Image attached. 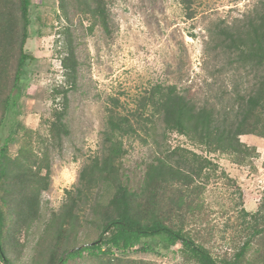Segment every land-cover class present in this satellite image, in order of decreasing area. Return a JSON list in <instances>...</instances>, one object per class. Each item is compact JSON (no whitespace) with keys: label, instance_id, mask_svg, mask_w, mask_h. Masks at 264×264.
<instances>
[{"label":"trees","instance_id":"obj_1","mask_svg":"<svg viewBox=\"0 0 264 264\" xmlns=\"http://www.w3.org/2000/svg\"><path fill=\"white\" fill-rule=\"evenodd\" d=\"M199 1L181 0L188 18L197 16ZM73 2L90 30L97 26L109 30L108 0ZM33 4V0H0V264H15L19 252H14L24 247L21 234L40 217L42 193L52 182L51 153L63 147L71 133L69 93L78 86L75 37L71 27L64 26L59 33L65 80L53 88L56 104L47 120V134L36 136L19 118L25 67L36 59L27 49ZM60 8L69 20L66 0H60ZM209 38L212 47L224 52L236 72L249 80L246 92L238 90L236 83L233 96L198 104L177 85L157 83L146 88L133 106L118 97L109 98L99 146L86 158L75 190H68L67 201L46 223L33 264H66L76 257H90L97 264H151L129 254L135 249L146 252L147 248L139 250L137 245L147 238L158 239L166 250L181 245L186 262L264 264V196L254 212L243 206L235 220L227 219L225 234L230 227L235 231L234 245L230 252L215 256L209 246L215 230L210 228L213 210L203 194L213 177L225 173L207 154L186 144L165 143L169 134L178 133L207 153H223L244 164L257 149L242 142L241 136L264 138V0L238 22L216 26ZM11 111L16 118L7 136ZM136 137L146 143L152 140L157 147L140 191L129 186L123 172L125 142ZM12 143H19L15 155L10 153ZM103 187L110 194L107 201ZM95 190L99 194L91 203ZM237 190L243 202L244 194ZM88 206L99 237L79 247L81 219ZM223 239L229 238L224 235Z\"/></svg>","mask_w":264,"mask_h":264},{"label":"rangeland","instance_id":"obj_2","mask_svg":"<svg viewBox=\"0 0 264 264\" xmlns=\"http://www.w3.org/2000/svg\"><path fill=\"white\" fill-rule=\"evenodd\" d=\"M33 2L27 49L36 59L30 60L25 67L23 94L18 99V106L19 118L36 136L47 134V120L51 119L56 104L53 88L65 80L59 33L64 26H70L75 37L79 76L78 86L69 93L67 119L71 133L65 138L63 147L51 153V186L42 193L39 219L28 232L21 234L24 247L14 252H19L17 257L15 255V264H33L36 245L46 223L52 213L65 204L68 190H75L78 185L86 158L99 146L109 98L118 97L125 105L133 106L146 88L162 83L177 85L200 104L233 96L236 83L241 92L249 87V80L236 72L228 56L212 47L209 36L216 26L241 20L261 0H200L198 14L193 19L187 17L181 0H108V31L99 26L90 30L89 22L82 21L76 14L73 0H66L69 20L63 17L60 0ZM15 118V112L11 111L7 136ZM158 137L162 141L161 133ZM241 140L257 149L244 164L235 163L223 153H207L203 146L188 142L178 133L169 134L165 142L171 147L186 144L200 154H207L219 164V172L225 173L213 177L203 194L213 210L210 228L215 230L209 246L215 256L223 254L224 250L230 252L234 245L235 231L230 227L225 234L227 219L235 220L243 206L254 212L264 196V138L246 134ZM125 145L123 172L129 186L140 191L146 166L155 157L157 147L152 140L146 143L138 137L127 139ZM18 148L19 143H12L10 153L15 155ZM238 187L244 194L243 202L239 200ZM101 189L104 201H107L110 194L104 187ZM98 194L95 190L91 203L93 196L97 199ZM224 210L228 213L223 214ZM91 212V206H88L82 215L79 247L99 237L96 222L91 221L95 220ZM224 235L229 239H223ZM210 236L206 235L207 239ZM137 248L147 250L135 249L130 256L144 258L151 264H195L185 261L181 245L166 250L156 238L142 240ZM66 264L97 263L90 257H76Z\"/></svg>","mask_w":264,"mask_h":264}]
</instances>
